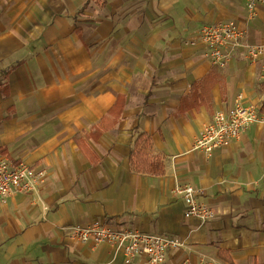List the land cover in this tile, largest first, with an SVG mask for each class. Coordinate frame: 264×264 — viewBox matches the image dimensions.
<instances>
[{
  "label": "crops",
  "instance_id": "1",
  "mask_svg": "<svg viewBox=\"0 0 264 264\" xmlns=\"http://www.w3.org/2000/svg\"><path fill=\"white\" fill-rule=\"evenodd\" d=\"M221 22L264 43V4L249 19L244 0H0V158L44 171L37 194L0 203V264H127L64 230L95 220L179 238L166 264H264V57L213 66L195 38ZM207 76L208 100L184 105ZM239 96L258 120L210 156L191 151ZM141 134L160 176L129 164ZM178 185L215 218L187 217Z\"/></svg>",
  "mask_w": 264,
  "mask_h": 264
},
{
  "label": "built area",
  "instance_id": "2",
  "mask_svg": "<svg viewBox=\"0 0 264 264\" xmlns=\"http://www.w3.org/2000/svg\"><path fill=\"white\" fill-rule=\"evenodd\" d=\"M248 17L252 18L257 5L264 0H244ZM205 48V58L215 67L225 68L233 59L238 49H243L250 62L264 57V43L249 45L243 41V33L233 22L208 24L201 27L196 38ZM264 79V64L261 66ZM255 107L245 105L239 96L234 105L216 112L202 128L194 140L191 151L210 156L214 151L238 139L253 123L258 120ZM44 171L23 162H14L6 157L0 158V203L10 195L37 194L43 184ZM185 204L187 217L201 223L211 221L215 213L198 201L201 191L191 185H178L174 189ZM74 241L79 243H106L121 251L125 262L129 264L137 256H145L149 264H166L171 250L183 246L176 237L161 234L144 233L129 228H111L95 220L87 226H71L64 229ZM182 264H189L187 261Z\"/></svg>",
  "mask_w": 264,
  "mask_h": 264
},
{
  "label": "trees",
  "instance_id": "3",
  "mask_svg": "<svg viewBox=\"0 0 264 264\" xmlns=\"http://www.w3.org/2000/svg\"><path fill=\"white\" fill-rule=\"evenodd\" d=\"M210 76H207L198 83H194L191 86L190 92L187 97L184 99L183 103L192 104V107L202 105L205 101L208 100V91L210 88ZM189 106H184L183 111L190 110ZM264 109V102L261 106V110ZM150 146V137L141 134L135 140L133 149L129 154V164L132 167L133 171L141 174H147L151 176H160L164 173V166L162 160L155 156L151 158L148 155L146 149Z\"/></svg>",
  "mask_w": 264,
  "mask_h": 264
},
{
  "label": "rangeland",
  "instance_id": "4",
  "mask_svg": "<svg viewBox=\"0 0 264 264\" xmlns=\"http://www.w3.org/2000/svg\"><path fill=\"white\" fill-rule=\"evenodd\" d=\"M249 18V17H248ZM250 19V18H249ZM256 110V115L259 118L260 117V113H259V108H254Z\"/></svg>",
  "mask_w": 264,
  "mask_h": 264
}]
</instances>
